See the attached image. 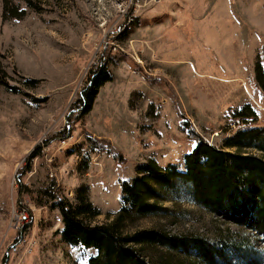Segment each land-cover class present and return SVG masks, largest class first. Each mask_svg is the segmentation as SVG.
<instances>
[{
    "label": "rangeland",
    "instance_id": "rangeland-1",
    "mask_svg": "<svg viewBox=\"0 0 264 264\" xmlns=\"http://www.w3.org/2000/svg\"><path fill=\"white\" fill-rule=\"evenodd\" d=\"M2 1L0 61L10 83L41 103L0 90V264H86L93 254L60 242L58 211L36 205L40 189L54 183L59 197L74 200L86 186L101 212L94 224H108L119 210L120 181L133 178L137 164L179 165L194 148L182 123L219 147L233 123L230 111L249 104L264 116V97L254 83V66L264 63V0H30L39 12L25 0H11L25 15L6 21ZM103 55L114 80L101 88L82 123L69 126L71 138L61 146L69 106ZM19 77L38 85L26 88ZM87 136L109 142L123 163L92 152L85 169L86 148L70 151ZM17 179L27 194L17 192ZM179 188L164 205L176 216L146 219L138 229L199 237L226 254L231 245L219 241L230 235L247 246L219 264H264L261 236L224 224ZM154 251L145 252L150 257ZM188 257L177 254L174 264H196Z\"/></svg>",
    "mask_w": 264,
    "mask_h": 264
},
{
    "label": "trees",
    "instance_id": "trees-1",
    "mask_svg": "<svg viewBox=\"0 0 264 264\" xmlns=\"http://www.w3.org/2000/svg\"><path fill=\"white\" fill-rule=\"evenodd\" d=\"M24 2L31 10H41L30 0ZM24 15L25 11L19 10L11 0L2 1L3 20H20ZM110 67L104 55L89 67L75 101L69 106L67 126L61 137L63 141L71 138L69 126L72 130L92 111L101 88L113 82ZM19 78L26 88L38 85L36 80ZM10 82L0 61V90L27 98L35 106L41 103L39 99H33L26 89ZM254 83L264 97V63L256 62ZM228 117L233 123L226 130L219 147L208 144L197 135L188 121L182 123V130L194 142V148L184 154L179 165L161 167L153 159L137 164L135 176L120 181L119 210L108 224H94L101 212L90 202L86 186L77 190L74 200H68L59 197L54 189L52 191L53 183L38 191L36 205L38 208L50 206V209L58 211L61 228L57 235L60 242L73 249L92 252L86 264H174L177 254L193 255L196 264L225 263L229 255L237 256L241 247L247 245L230 240V235L221 237L220 244L231 245L226 254L199 237L172 236L163 227L162 230L138 229L137 224L146 219L164 221L174 218L176 214L164 205L169 202L168 196L182 187L183 194L192 205L220 218L224 224L248 229L264 239V116L261 118L246 104L230 111ZM232 126L235 130H231ZM80 147L86 148L82 155L85 169L92 152L110 155L118 164L124 161L121 153L106 140L87 136L83 144L77 145L70 153L81 151ZM39 154L38 148L30 159L37 158ZM17 192L21 196L29 192L18 179ZM132 226L136 231L128 232ZM25 231L26 226L19 228L18 241L22 238L20 233ZM145 251H154L151 252L154 254L148 257ZM244 253L253 254L251 250Z\"/></svg>",
    "mask_w": 264,
    "mask_h": 264
},
{
    "label": "built area",
    "instance_id": "built-area-1",
    "mask_svg": "<svg viewBox=\"0 0 264 264\" xmlns=\"http://www.w3.org/2000/svg\"><path fill=\"white\" fill-rule=\"evenodd\" d=\"M231 130H235V128L232 126L231 127ZM60 144H61V146H65L66 145V141H60ZM52 177V176H51Z\"/></svg>",
    "mask_w": 264,
    "mask_h": 264
},
{
    "label": "bare ground",
    "instance_id": "bare-ground-1",
    "mask_svg": "<svg viewBox=\"0 0 264 264\" xmlns=\"http://www.w3.org/2000/svg\"><path fill=\"white\" fill-rule=\"evenodd\" d=\"M232 32H233V28L230 29L227 33H228V34H232ZM218 37H219V36H218ZM204 70H206V67L204 68Z\"/></svg>",
    "mask_w": 264,
    "mask_h": 264
}]
</instances>
